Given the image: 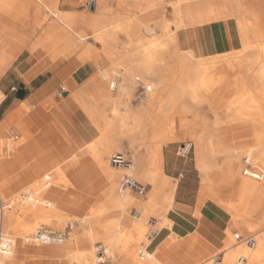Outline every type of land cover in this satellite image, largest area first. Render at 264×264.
<instances>
[{
    "label": "rangeland",
    "instance_id": "1",
    "mask_svg": "<svg viewBox=\"0 0 264 264\" xmlns=\"http://www.w3.org/2000/svg\"><path fill=\"white\" fill-rule=\"evenodd\" d=\"M71 1L53 0L47 7L44 4L39 6L33 4L7 5V0H0V27H15L16 36L11 40V51L22 46L18 53L28 49L31 53L49 58L55 65L68 63L66 72L61 74L63 80H66L78 68H73V65L82 53L87 57V60L81 65L93 62L97 66V72L88 81L87 89L89 90L85 91L84 98L78 99V101L80 104L84 103L80 106L92 119L98 130V137L88 143L76 144V148L71 152L65 151L62 140L54 135V130L48 127L47 132L43 127L44 125L34 120L32 115L28 113L32 108L25 107L24 113L10 119L9 127L0 129V142L4 148L1 153L5 157L4 160L8 168L7 193L1 190L0 198L4 202H8L14 195L22 193L23 188L28 186L36 189L37 182L42 183L45 181L44 177L51 175L50 185L43 188L41 195L50 200L52 205L43 206L46 209H52L57 203L58 205L64 204L65 209L57 212L51 223L46 224L39 221L32 229L31 234L41 225L55 232H62L66 230L68 224H72V233L65 238V243H71L72 249L79 251H87L91 248L94 253V264H98V258L102 256L103 249L107 253L102 256L105 260L102 264H119L122 261L133 264L130 259L122 260L117 257L115 248L104 243L100 236H97L98 238L94 241L86 239L84 233L90 225L88 220L90 216L94 215L101 218H120V226L123 231L119 235L130 240L126 252L138 256L144 262L148 261L146 251H159L160 247L166 245L167 249L164 253L158 252L160 260L164 263L169 262L171 264L172 257H179V263L172 264H197L221 253L220 248L226 243L227 234L225 232L228 228L229 232L231 231L234 245L237 246L245 243L237 241L234 233L240 232L244 236L262 233L264 231V215L261 214L260 216V213L264 207V192L253 195L249 199L248 210L254 214L255 221L243 224L244 231H241L233 221L238 214V207L235 206L237 205L238 188L233 173L243 170L244 159L250 152L243 151L227 156L224 153L217 154L216 158L211 160L215 166L210 172L212 177L209 182L203 178V171L200 167L199 170L197 166V141L191 132L195 131L199 134L205 132L204 123L212 125V133L221 129L220 135L214 137L213 140V147L216 149L219 147L231 149L245 146L251 142L250 133L232 129L234 125L230 118L235 107L228 103L235 94L230 90V81L227 79L229 74L225 73V65H216V62L213 66L215 70L210 76L206 75V72L204 74L202 66H198L195 61L191 60L192 62L185 72H181V66L178 64L175 67L174 63L180 58L182 51L189 52L193 49L197 50L198 54H203V60L206 62L219 59L223 53L231 52L233 54L243 47L240 38V28L243 27L251 29L255 33L245 41L247 46L263 42L264 0H182L186 23L182 25L179 34L180 52L177 53L176 57L171 58L170 52L174 51L173 45L170 43L162 49L163 57L168 60V66L160 67L161 73L157 71L158 68L157 70L154 69V73L157 75L153 74V81L144 79L143 75L141 79H136L137 76L141 75L137 72L138 61L131 65V59L136 57L140 51L137 47L138 38L137 36L130 37L128 32L130 28L136 27L139 34L149 42L157 37L168 39L169 35L164 32L158 20L172 25L173 28L175 27L177 18L173 4L176 0H98L94 8H92V0ZM7 6H11V12L19 15L16 16L17 14L13 13L12 15V13L7 12L9 11ZM105 6L106 8H104ZM219 8L224 9L223 14L218 13ZM66 10L75 11L79 15L81 14L82 18L87 19V25L81 21L82 25L78 29L79 32L83 31L86 34L78 33L75 26L69 25L63 20V11ZM24 12L27 15H24ZM95 16H97L96 18H104V22L97 28L107 29L108 27L107 30L98 33L92 32L88 28L89 23L96 20L93 18ZM9 21H16L17 24L11 25ZM211 23L224 28L226 31L223 35L224 45L218 52L212 51L208 47L205 32ZM145 26H155L158 31L153 28L156 34L148 36L142 31ZM67 28L70 32L65 31L68 30ZM72 34L76 38V44L68 42V39L74 37ZM101 35L103 42L97 40L101 38ZM164 62L163 65H165ZM222 73L226 75V80L220 83L218 75ZM203 74L206 75V85L192 86V82H201ZM3 76L4 74L0 77V85L5 81ZM112 79L116 81L115 88H110ZM181 80L183 81V88L179 85ZM100 84H103L106 89L95 90L96 85L100 86ZM149 86H152V90L149 89ZM63 87L68 89L65 81ZM194 94L196 96H193ZM2 96L3 94L0 92V100ZM73 96H76V93H73ZM166 101H174V105L165 106ZM100 109L105 112L102 113ZM146 109H148L149 117L142 127H138L133 118V113ZM215 112L218 113L215 114ZM121 116H124L129 126L133 128L130 134L119 127L118 121ZM6 119L7 111L4 107H0V126ZM110 124H114L115 131L110 140L117 143L112 148L102 137V134L108 131L107 127L111 126ZM162 134H167L173 139L164 142L162 141ZM65 139L67 140V137ZM10 142L11 144L20 143L14 150L10 148ZM155 144L159 145L160 163L156 160ZM184 144H192L188 153H184L181 149ZM256 144L253 143L252 145ZM260 146L261 143L252 148V154L255 157L264 156V149L261 150ZM164 148L171 151L174 157H177L179 173H183L180 179L171 178V183L177 185L180 182L181 189L186 187L187 181L194 184L196 201L193 207H185L189 216L187 219L177 216L173 212V204L171 209H168V202L165 198L167 189H164L165 182L161 171ZM99 152L103 155L102 162L107 163L109 170L118 173L115 179H107L103 169L98 171L96 163L100 164V162L96 156ZM116 152L127 154L132 164L131 167L134 165L135 167L131 170L112 168L111 157ZM37 156H41L40 158L58 157L62 160L80 159V169L71 167V160L57 168L54 164L51 168L52 171L45 176L41 174L30 184L31 181L26 177V174L30 171L29 165L36 160ZM250 159L252 161V157ZM252 164L253 167L257 166ZM22 168L26 174L23 181H20L17 174ZM257 168L260 169L258 166ZM126 173L148 185V192L145 196H139L132 190L121 188L120 181ZM153 188L157 193L155 195H153ZM117 191L121 194L126 193L129 196L127 198L131 199L133 204L127 207L124 201H114V197H117ZM159 193L161 196L156 201L155 197ZM73 197H84V199L77 206H69ZM201 198L204 200L202 206L199 203ZM212 208L219 210L228 224L220 243L217 245L212 244L209 237L201 234V230H196L202 217ZM17 212L23 216L20 209ZM84 213L87 214L83 218ZM239 213L241 215L246 214L241 205ZM29 220H32L31 217ZM185 224L188 226L185 227ZM3 225L5 230L9 232L4 222ZM82 227L83 232L78 234V230ZM135 228L141 229L142 236H138ZM197 232L200 233L199 236L205 243L206 254L203 258L201 256L188 257L185 255L186 251L183 247H180L179 250L174 249V246H180ZM79 239L86 243L85 247H78ZM256 240L258 241V238ZM26 243L24 239L18 240L16 252L7 256L6 264L18 262V249L25 245L27 258L21 260L22 264L36 257L52 255L55 253V248L61 247V245H55L56 247L50 250L48 249L49 245ZM207 244L211 246V249L208 248ZM240 253L247 256L243 250H238L235 260Z\"/></svg>",
    "mask_w": 264,
    "mask_h": 264
},
{
    "label": "crops",
    "instance_id": "2",
    "mask_svg": "<svg viewBox=\"0 0 264 264\" xmlns=\"http://www.w3.org/2000/svg\"><path fill=\"white\" fill-rule=\"evenodd\" d=\"M43 1L46 3H51L53 0ZM67 1L72 2L71 0ZM92 1L95 3V5H97L98 0ZM104 8H106V6ZM63 12L65 14H70L73 16L74 21L72 25L76 27L77 31L82 25L81 21L84 22V24L86 25L88 23L86 18H82V15H79L75 11L66 10ZM180 12L182 24L184 25V23H186V20L182 8V2L180 4ZM223 12L224 9L219 8L218 13L223 14ZM96 17L97 16L93 18ZM103 22V17L96 18L95 21H91L89 23L88 28L92 32L100 31L103 28H97V26L101 25ZM10 23L11 25L17 24L16 21ZM224 32H226L224 28L222 29L220 28V26L215 25L213 23L207 26L205 34L207 35L206 38L208 40V47L212 51L218 52L223 47V41L225 40L223 38ZM15 33L16 30L13 26L0 27V77L2 74H4L3 78L5 80L0 85V92H2L3 94L0 100V107H4L5 111H7V119L2 123L0 129L9 127L10 119H13L16 115L24 113L25 107H30L32 108V110H30L28 113L32 115L34 120L39 123H42L44 125L43 127H45L44 129L47 130V132L48 127L54 130V135H56L58 139L62 140V146L65 151L71 152L76 148V144L88 143L98 137V130L93 124L92 119L89 117L87 112L80 106L84 103L82 102L80 104L78 101V99L82 100V98H84L85 91L89 90L87 89V84L88 81L97 72V66L93 62H87L84 65H81L84 61L87 60V57L82 53V55L76 59L73 65V68H78L74 70L69 75V77L66 78V80H63L61 74L66 72L68 68V63L63 65H55L49 58H44L34 53H31L28 49H24L23 51L18 53L21 50L22 46L16 48L14 51H11L10 43L11 40L16 36ZM78 33L86 34L83 31H78ZM240 33L242 34V39L244 43L248 38L255 34L254 31H252L251 29H247L246 27L240 28ZM68 42L70 44H76L75 36L73 38L68 39ZM86 53H88V51H86ZM64 81L67 83L68 89L63 87ZM102 89H106L103 84H100V86L96 85L95 87V90ZM73 93H76V96H73ZM79 96L81 97L78 98ZM232 124L234 125L232 126V129H239L241 132L250 133L251 142L245 146H240L231 149H226V147H219V149H216L213 147V151L216 155L221 153H224L226 156L231 154L234 155L238 152L248 151L260 145L261 142L255 136L253 125L250 120L238 121ZM218 130L213 133V140L214 137L220 135L221 129ZM65 137H67V140L65 139ZM162 139V141L167 142L169 140H172L173 137L167 134H162ZM19 143L20 142L11 144L10 142V148L15 150L16 146ZM253 143L257 144L252 145ZM40 157L37 156L35 158L36 160L29 165L30 171L28 174L24 172L23 168L21 169V171L17 174L18 180L23 181V178L26 174V177L29 178V180L31 181L29 183L32 184V180H35L36 178L41 176V174H44L43 176H45L48 172L52 171L51 168H53L52 166H54V164H56L55 166L57 168L65 165L70 160L71 167L73 166V168L80 169V159L74 158L62 160L58 157ZM4 159L5 157L3 153H0V196L1 190L7 193L8 187V168ZM196 161L197 166L199 168L200 166L198 161V154ZM96 165L99 171L100 167L97 163ZM177 165V157H174L171 151L164 148L162 151L161 171L165 182L164 189H167L165 198L168 202L169 197L166 196L168 193H171L173 195V212L177 216L187 219L189 218V216L185 207H193L195 205L196 192L194 190L195 188L193 182L187 181L186 187L184 189H181L180 182H178L177 185L176 183H171V178L180 179L183 176V173H179ZM155 194L157 193H155L154 190L153 195ZM160 196V193L156 195V201L159 199ZM202 197H204V195H202ZM83 199L84 197H73L69 202V206H77ZM200 200H203V198H201ZM55 205L60 211L61 209H65L64 204L58 205L57 203H55ZM87 213L83 214V218L86 216ZM262 215H264V211ZM184 226L187 227L188 225L185 224ZM227 226L228 224L224 215L219 212V210L212 208L209 209V211L202 217V220L198 223L196 230H201V234L209 237L211 243L217 245L220 243L221 237L223 236ZM82 232L83 227L78 230V234H81ZM71 233L72 230L70 231L67 237H69ZM199 235L200 233L198 232L197 234H192L191 237L185 240L183 244H181L180 246H174V249L179 250L180 247H183V249L186 251L185 255H187L188 257L201 256L203 258L206 254V251L204 249L205 243H203V240H201ZM44 245H49L48 249L50 250H53L56 247L55 245H61V247L55 248V253L52 255L36 257L33 260L26 261L25 264H71L70 259L64 255V252L66 250H70L72 248L71 245L67 246L66 249H63V244ZM85 246L86 243L83 240L79 239L78 247L83 248ZM207 246L211 249V246H209L208 244ZM166 249L167 247L165 245V247H160L159 251H157L156 253V258L161 264H170L169 262L164 263L162 260H160V254H158V252L164 253ZM26 253V245L19 247L17 252L18 262H15L14 264H22L21 260L23 258H27ZM210 258L204 259L197 264H202L208 261ZM172 263H179V257H172L171 264ZM119 264L127 263L126 261H122Z\"/></svg>",
    "mask_w": 264,
    "mask_h": 264
},
{
    "label": "bare ground",
    "instance_id": "3",
    "mask_svg": "<svg viewBox=\"0 0 264 264\" xmlns=\"http://www.w3.org/2000/svg\"><path fill=\"white\" fill-rule=\"evenodd\" d=\"M181 2L182 0H176L174 4L172 3L176 9V11L175 10L174 11L176 13V18H177V21H175L176 25L174 28L172 27V25L166 22H162L161 20H158V23L161 25L164 32H166L169 35L168 39H160V37H157L153 39L151 42H149L145 40V38L139 34V32L137 31L138 29L136 27H134L133 29L131 28L129 29L128 34L130 37L133 38L134 36H137L138 38L137 47L140 50L138 55L131 59V65L135 64L136 61H138L137 72H139L141 75L137 76L136 79H141L143 75L144 79L153 81V77H154L153 74L157 75L156 73H154L155 72L154 69L157 70L158 68L157 71H160L159 69L160 67L168 66V62H167L168 60L163 57L162 49L168 46L170 43L174 47V51L170 52L171 58L176 57L177 53L180 52L179 48L181 47H180L179 34L181 31V27L183 25L182 20H181V12H180ZM51 3H46L43 0H7V5L8 4H33L34 6L35 5L39 6L40 4H44V5H47L48 7ZM7 10H9L7 12L12 13V15L13 13L17 14L16 16L19 15L18 13L11 12L12 10L11 6H7ZM52 12L55 13V11L53 10ZM63 14H64L62 16L63 20L69 25L72 24L74 21L73 16L70 14H65V13ZM24 15H27V13L24 12ZM151 27L145 26L142 28V31L148 36L155 35L156 33L153 30V28L156 29L157 31H158V28L155 26H151ZM105 29L106 28H103L102 30L97 31V32L101 33L105 31ZM65 31L69 32L68 30H65ZM100 37L101 38L99 39L96 38V39L100 42H103L104 40L102 38V35ZM240 38L243 42V47L236 50L233 54H231V52L223 53L219 59L208 60L206 62L203 60V54H198L197 50L195 49L189 52L182 51L180 58L178 60L175 59L176 61L174 63V66L176 67L179 64L182 69L181 72H185V70H187V68L189 67L188 65L191 64L192 61H195L198 64V66H202V68L204 69V74L206 72L207 73L206 75L211 76L213 74L212 71L215 70V67L213 66L216 62H217L216 65H225L226 67L225 73L229 74V77L227 79L230 81V90H232L235 94L234 98H232L231 101L229 100V103H228L229 105L233 104L235 107L232 117L230 118L231 120L230 119L229 120L232 123L238 122V121H244V120L252 121V125L254 128V134L261 142V146L259 148L263 150L264 149V41L261 43L255 44V45L247 46L242 39L241 33H240ZM163 61H165L164 62L165 65H163ZM183 66H186V67H183ZM204 74L202 75L201 82L200 83H197V81L195 83L192 82V86L206 85V82H205L206 75ZM143 78L142 80H144ZM218 80L220 81V83L223 80H226V75L224 73H222L221 75H218ZM179 85L181 88H183L182 80L180 81ZM115 86H116V81L112 79L110 83V88H114ZM149 89L152 90V86H149ZM193 96H196V94H194ZM168 105H171V106L174 105V101H166L165 106H168ZM100 111L102 113L105 112L103 109H100ZM217 113L218 112H215V114ZM148 117H149L148 109L133 113V118L138 124V127H142L144 123H146V120ZM118 122H119V127L122 130L127 131L129 134L131 133L130 131L133 128L129 126L124 116H121ZM217 123L219 124V122ZM204 125L206 129L205 132H202L199 134V133H196L195 131H192L191 133L194 135L197 141L198 161H199V166L203 171V178L209 182L212 177L210 172L212 168L215 166L213 165L211 160L215 159L217 155L214 153L213 146H212V140H213V133L211 132L212 125L211 124L209 125L208 123H204ZM107 130H108L107 132H105L106 130L104 131L105 133L102 134V137L105 140V142H108L110 144L109 147L112 148L113 146L117 144L116 141L112 142V140H110L112 135L115 132L114 124L107 127ZM189 147H190V144H188L186 148H184L183 151L186 152L189 149ZM154 150H155L156 160L158 163H160L161 158L158 155L159 145L155 144ZM2 151H4V148L2 147V144H0V153ZM248 152H250L248 153V156L252 157L251 162L257 165L260 169L264 170V156L255 157L252 154V149L248 150ZM102 156L103 155L101 152L97 153L96 159L100 162L98 166L100 167V169L104 170L103 172L107 176V179H115V176L118 173L114 172L113 170H109L107 163L105 164L104 162H102V159H103ZM227 166L228 165L226 162V167ZM113 167L115 166L112 165V168ZM130 167L120 168V169L131 170L132 168L135 167V165L132 166L131 168ZM233 175L236 177L235 184L237 185V188H238L237 205H235L238 207V214L236 215L233 221L235 222L236 226L241 231H244L245 229L242 226L243 224L245 225V224L252 223L253 221H255L254 214L248 210L249 199L253 195H259L264 192V177L261 180H255V179H252L251 177L244 176L242 174V171L240 172L239 170L234 171ZM116 193H117L116 194L117 197H114L115 199L114 201H119V202L124 201L127 207L133 204V201L127 198L129 196H127L126 193L121 194L118 191ZM16 196L17 195H14V197H11L10 200H13L14 198H16ZM167 197H169L168 198V209H171L170 207L172 205L173 195L171 193H168ZM199 203L201 206L204 205L203 200H200ZM43 205L44 204H35V203H26L24 205L21 202H17L14 204V207L12 209L8 210V212L5 213L4 223L6 227L8 228L9 232L15 237V240H16L14 252L12 254L16 252V249H17L16 244L18 240L20 239L25 240L27 236L31 235L32 229L34 228V226L37 225L39 221H43L46 224L51 223L53 221L55 214L57 212H60V210L56 207V205H55V208H52V209H46L44 208ZM51 205H52V202L50 206ZM240 205L243 207L246 214L241 215L239 213ZM231 208H233V206H231ZM18 209L22 211L23 216H21V214L17 212ZM263 211H264V207L261 210L260 216L263 213ZM29 217H31L32 220H29ZM88 223L90 225L84 233L86 239L87 240L90 239L94 241V239L98 238L97 236H100V238L103 239L104 243L115 248V255L119 257L120 259L122 260L130 259L131 261H133V264H161L156 258L157 251H146V255L148 258V261L146 262L141 261L138 258V256L128 254V252H126V249L130 243V240L129 238L127 239L119 235V233L123 231V229H121V226H120L121 225L120 218L118 217L101 218L99 216L94 215V216L89 217ZM170 226L172 227L171 220H170ZM135 232L138 234V236H142L141 229L135 228ZM230 232L228 228L225 232L227 234V237L225 238L226 243L220 248L221 253H223L224 264H233L237 256L238 250H243L246 253L247 255L246 264H264V231H262V233L256 234V238H258V241L256 240V244L253 247L247 245L246 243L240 244L239 246L234 245V240ZM240 243H243V242H240ZM26 244L33 245L35 243H26ZM41 244L42 245L44 244H63V249H66V247L69 246L71 243H68V244L65 243V239H64L60 243H39L37 245H41ZM240 254H243V253H240ZM64 255L70 259L71 264H94V256H93L94 253L91 248L88 249L87 251H79L77 249L71 248L70 250H66L64 252ZM98 261H99V258H98ZM206 262L202 264H205Z\"/></svg>",
    "mask_w": 264,
    "mask_h": 264
},
{
    "label": "built area",
    "instance_id": "4",
    "mask_svg": "<svg viewBox=\"0 0 264 264\" xmlns=\"http://www.w3.org/2000/svg\"><path fill=\"white\" fill-rule=\"evenodd\" d=\"M188 144H184L181 149L182 151L184 148H186ZM192 147V144H190L189 149L184 153H188ZM245 166L242 170V174L246 177H251L255 180H261L264 177V171L261 169H258L257 167H253L251 159L249 156L245 157ZM111 163L113 166L118 168H127L130 167L131 161L128 158V155L124 152H116L111 157ZM44 182H37L36 189H33L31 187H27L23 190L22 193L18 194L16 198L13 200H10L8 202H4L0 198V264H6V258L8 255L12 254L14 252L15 247V237L10 233L7 232L4 228L3 222H4V216L5 212L12 209L14 207V204L17 202H21L24 205L26 203H35V204H44L45 206H50L51 201L48 200L46 197L41 195V192L43 191V188L48 187L50 185L49 179L50 176L44 177ZM121 188L132 190L136 192L139 196H145L148 192V185L142 183L135 177H133L130 174H124L122 176V179L120 181ZM73 229L72 224H68L65 231L62 232H55L51 229H48L44 225H41L38 227L31 235L26 237L27 243H60L62 242L70 233V231ZM234 237L237 241L246 243L249 246H254L256 244V234H250L247 236H244L240 232L234 233ZM102 256L106 255V250L103 249ZM143 254V253H142ZM99 257V264H102L105 262L103 257ZM247 263V257L243 254H240L234 264H246ZM205 264H223V255L222 253H219L211 259H209Z\"/></svg>",
    "mask_w": 264,
    "mask_h": 264
},
{
    "label": "water",
    "instance_id": "5",
    "mask_svg": "<svg viewBox=\"0 0 264 264\" xmlns=\"http://www.w3.org/2000/svg\"><path fill=\"white\" fill-rule=\"evenodd\" d=\"M94 7H95V3L93 2V3H92V8H94Z\"/></svg>",
    "mask_w": 264,
    "mask_h": 264
}]
</instances>
